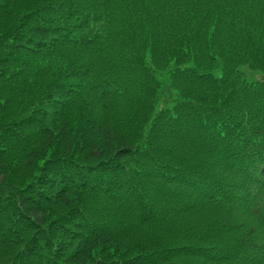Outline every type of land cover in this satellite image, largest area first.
<instances>
[{
  "label": "trees",
  "instance_id": "trees-1",
  "mask_svg": "<svg viewBox=\"0 0 264 264\" xmlns=\"http://www.w3.org/2000/svg\"><path fill=\"white\" fill-rule=\"evenodd\" d=\"M0 264H264V0H0Z\"/></svg>",
  "mask_w": 264,
  "mask_h": 264
},
{
  "label": "rangeland",
  "instance_id": "rangeland-1",
  "mask_svg": "<svg viewBox=\"0 0 264 264\" xmlns=\"http://www.w3.org/2000/svg\"><path fill=\"white\" fill-rule=\"evenodd\" d=\"M242 71L245 73V75L248 77V78H251L253 77L254 73L250 72L249 70L247 69H242Z\"/></svg>",
  "mask_w": 264,
  "mask_h": 264
}]
</instances>
